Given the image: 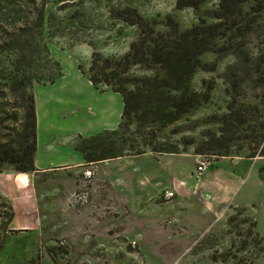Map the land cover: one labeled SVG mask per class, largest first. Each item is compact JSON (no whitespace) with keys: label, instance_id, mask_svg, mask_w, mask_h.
Here are the masks:
<instances>
[{"label":"rangeland","instance_id":"374dc122","mask_svg":"<svg viewBox=\"0 0 264 264\" xmlns=\"http://www.w3.org/2000/svg\"><path fill=\"white\" fill-rule=\"evenodd\" d=\"M76 1L52 6L57 23L52 29L58 33L51 38L45 33L51 54L68 71L78 64L87 69L93 50L104 57H120L129 50L139 30L114 17L116 8L130 6L160 21L172 14L181 29L219 21L212 14L219 0H207L198 8H178L177 0ZM156 27L166 29L162 23ZM213 41L200 55L205 68H197L191 79V87L206 98L172 124L154 126L160 141L175 144L181 151L166 154L195 157L194 164L191 158L174 157L178 176L190 174L188 181L178 182L182 188L174 190L172 185L150 199L154 192L142 190L147 185L142 181L154 174L165 175L170 167L148 155L83 165L74 174L36 173L34 192L19 198V220L28 227L6 234L0 264H264V251L256 254L249 232H258L264 243V202L235 205L230 199L215 205L212 193L216 190L208 191L201 182L204 171L221 158H250L246 155L254 147L256 154L264 151V0H246ZM2 51L0 65L13 69L10 47ZM131 71L144 73L135 67ZM1 81L4 116L11 117L6 123L19 129L23 122L20 90L9 79ZM234 112L246 122L226 125L225 116ZM224 127L234 133L228 143L230 155L217 156L210 150L194 153L197 145ZM157 154L165 153H153L156 158ZM199 156L208 161L202 170L197 169ZM251 158L259 159L258 174L264 179V171L263 177L260 173L264 156ZM229 166V159L219 164L221 169L231 170ZM251 166L254 163L243 164L247 170ZM256 188L264 198V184ZM166 190L174 192L169 200L163 198ZM2 225L0 217L1 234ZM226 252L227 258L222 259L221 253ZM212 254L217 261H212Z\"/></svg>","mask_w":264,"mask_h":264},{"label":"trees","instance_id":"16d2710c","mask_svg":"<svg viewBox=\"0 0 264 264\" xmlns=\"http://www.w3.org/2000/svg\"><path fill=\"white\" fill-rule=\"evenodd\" d=\"M80 0H78L79 2ZM207 0H177L178 8L190 6L198 8ZM246 0H219L212 11L218 22L201 21L189 28L181 29L172 14L164 21L148 19L136 8L125 6L112 10V15L127 24L138 28L136 40L129 50L120 57H104L93 50L88 68L78 64V68L100 91V84L120 92L123 96L121 121L117 128L107 129L90 136H78L75 148L83 155L85 162H99L122 156H135L143 153H180L175 144L160 141L157 129L172 124L183 114L200 104L202 95L191 87V79L197 68H205L200 55L210 48L224 22L234 18L242 10ZM76 0H0V64L2 50L10 47L13 69L0 65V172L12 166L21 172L35 171L34 155L37 148V116L33 85L53 83L64 74L63 66L49 49L47 37L58 32L53 5L72 4ZM162 23L165 30L157 29ZM59 30V29H57ZM47 32V37L45 33ZM88 43H91L90 41ZM132 67L144 73H133ZM9 79L11 85L20 90L23 122L19 129L10 127L11 117L4 116V84ZM229 122L244 124L238 112L226 115ZM234 133L221 128L219 133L197 145L194 153L206 154L208 150L217 156L230 155L228 143ZM251 141V139H250ZM257 147L247 157L256 154ZM218 150L216 153H214ZM264 167L260 168L263 177ZM15 216L9 199L0 192V217L3 219L0 233V251L3 239L14 229L10 224ZM256 226V221L252 222ZM256 254L264 251L263 237L258 232L249 231ZM248 243L249 240H244ZM228 253H221L226 259ZM212 261L217 255L212 254Z\"/></svg>","mask_w":264,"mask_h":264},{"label":"crops","instance_id":"0c3cea01","mask_svg":"<svg viewBox=\"0 0 264 264\" xmlns=\"http://www.w3.org/2000/svg\"><path fill=\"white\" fill-rule=\"evenodd\" d=\"M63 67L64 74L53 83L35 82L33 85L37 116V148L34 155L36 170L21 172L7 167L0 172V192L11 201L15 209V216L11 222L13 229L28 227V223L19 220L21 204L19 198L23 194L34 192L31 186L34 185L36 173L63 171L66 174H74L76 168L83 165L103 164L125 157L140 156H122L99 162H85L82 153L75 148L76 137L90 136L107 129L117 128L121 121L123 96L110 88L100 91L78 67L70 71L64 64ZM142 155L152 156L157 162L163 159L165 161L163 165L170 167L168 172L162 171L165 175L154 174L148 179L149 181L147 178L142 181L147 183L141 188L142 190L147 193L154 192L150 199L155 192L171 188L172 185L175 187L174 190L182 188L178 182L190 179V174L188 178L183 175L178 176L174 157L191 158L194 164L193 155L165 153L157 154V158L150 152ZM226 159L230 160L231 170L219 167V164ZM247 162L254 163V166L247 170L243 167V164ZM258 162V158H221L214 166L208 167L203 173L201 182L205 183L208 191L216 190L212 193L214 204L219 205L233 199L235 205H248L253 201L261 205L264 198L258 196L256 187L258 184H264V179L259 178ZM164 168L166 169L165 166ZM19 175L27 176L28 181H21Z\"/></svg>","mask_w":264,"mask_h":264},{"label":"built area","instance_id":"2783aa9c","mask_svg":"<svg viewBox=\"0 0 264 264\" xmlns=\"http://www.w3.org/2000/svg\"><path fill=\"white\" fill-rule=\"evenodd\" d=\"M197 162H198V166H197V169L198 170H202L206 164H208V161L205 160L202 156H199L198 159H197ZM174 195V192L171 191V190H166L163 194V198L164 200H169L171 199V197Z\"/></svg>","mask_w":264,"mask_h":264}]
</instances>
